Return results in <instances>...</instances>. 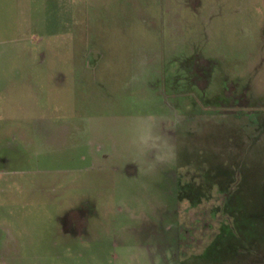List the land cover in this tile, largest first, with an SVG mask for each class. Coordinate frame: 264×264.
<instances>
[{
	"label": "rangeland",
	"instance_id": "374dc122",
	"mask_svg": "<svg viewBox=\"0 0 264 264\" xmlns=\"http://www.w3.org/2000/svg\"><path fill=\"white\" fill-rule=\"evenodd\" d=\"M184 1L0 0V264H264V0Z\"/></svg>",
	"mask_w": 264,
	"mask_h": 264
},
{
	"label": "crops",
	"instance_id": "0c3cea01",
	"mask_svg": "<svg viewBox=\"0 0 264 264\" xmlns=\"http://www.w3.org/2000/svg\"><path fill=\"white\" fill-rule=\"evenodd\" d=\"M131 1L132 0H130V2ZM184 2H185L184 8L185 9H188L187 10V13H190V14H192L193 12H195V8H198L201 5V2L199 0H185ZM135 3H136V0H135ZM125 5H126V2H125ZM118 7H120V6H118ZM118 7H115V8H118ZM109 14H111V15H113L115 17H118V18L120 17L119 14H117L114 11H109ZM86 25L88 26L89 23L87 22ZM262 38H263L262 40L264 41V37L263 36H262ZM82 40H84V41L86 40L85 35L83 36ZM86 50L87 49L84 47L82 49V53H81V59H80V61H81V65H80L81 72H85V71H88L89 70V66H87L85 64V56H86L85 54L87 53ZM185 68H187L188 74H190V76L188 77L189 79L191 78L190 79V84H193L196 88L203 90L205 87H207V86H209V84H211L210 74H211V72H213V69H210V70L206 69L204 71H201L200 68L198 67V65H193L192 67L189 66V67H185ZM191 75L193 77H191ZM86 95L89 96V92L88 91L86 92ZM214 116H216V114ZM155 229L156 228H152L151 231H154L155 232ZM173 241H174V239H173ZM172 245H173V243H172ZM169 247L171 248V246H168V248Z\"/></svg>",
	"mask_w": 264,
	"mask_h": 264
}]
</instances>
